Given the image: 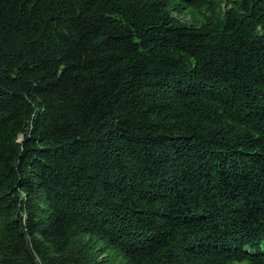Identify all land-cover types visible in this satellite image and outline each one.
<instances>
[{
	"label": "trees",
	"instance_id": "16d2710c",
	"mask_svg": "<svg viewBox=\"0 0 264 264\" xmlns=\"http://www.w3.org/2000/svg\"><path fill=\"white\" fill-rule=\"evenodd\" d=\"M0 264H264V0H0Z\"/></svg>",
	"mask_w": 264,
	"mask_h": 264
},
{
	"label": "rangeland",
	"instance_id": "374dc122",
	"mask_svg": "<svg viewBox=\"0 0 264 264\" xmlns=\"http://www.w3.org/2000/svg\"><path fill=\"white\" fill-rule=\"evenodd\" d=\"M182 18H184L185 20H191V21H194L196 20V15L194 14V12H186L184 14H182Z\"/></svg>",
	"mask_w": 264,
	"mask_h": 264
}]
</instances>
